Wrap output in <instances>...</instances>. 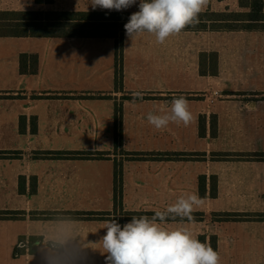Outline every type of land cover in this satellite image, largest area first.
<instances>
[{
  "label": "crops",
  "instance_id": "1",
  "mask_svg": "<svg viewBox=\"0 0 264 264\" xmlns=\"http://www.w3.org/2000/svg\"><path fill=\"white\" fill-rule=\"evenodd\" d=\"M139 2L121 11H138ZM41 10L116 11L90 0H0V12ZM210 53L216 73L200 74ZM21 55L36 56L35 73L20 72ZM136 92L143 98L134 101ZM180 95L193 116L188 126L148 123L149 112L170 111ZM0 152V212H9L0 217V264H105L106 220L151 217L194 192L197 218L163 226L214 240L219 264H264V159L254 157L264 153V28L181 30L164 44L123 32L119 48L113 38L0 35ZM29 237L41 239L36 252L14 257Z\"/></svg>",
  "mask_w": 264,
  "mask_h": 264
},
{
  "label": "clouds",
  "instance_id": "2",
  "mask_svg": "<svg viewBox=\"0 0 264 264\" xmlns=\"http://www.w3.org/2000/svg\"><path fill=\"white\" fill-rule=\"evenodd\" d=\"M137 0H90L95 9L121 11L136 4ZM208 0H140L138 11L130 15L124 25L125 34L132 39L142 32L154 34L157 44L179 34L187 25L197 21L198 14ZM142 99V93L133 94ZM148 123L156 130L166 128L170 122L188 126L193 119L189 101L183 95L171 100L170 111L163 114L149 112ZM202 198L198 193L181 195L166 210H156L151 217L132 216L121 225L116 218L104 222L105 234L101 238L102 253H107L105 264H219V254L211 247L210 238L200 242L187 228L164 227L168 218L193 220L194 206Z\"/></svg>",
  "mask_w": 264,
  "mask_h": 264
},
{
  "label": "trees",
  "instance_id": "3",
  "mask_svg": "<svg viewBox=\"0 0 264 264\" xmlns=\"http://www.w3.org/2000/svg\"><path fill=\"white\" fill-rule=\"evenodd\" d=\"M39 1V0H38ZM239 11L226 12H200L197 21L187 25L183 30H252L264 28V2L263 0H238ZM137 11H23V12H0V35L31 36V37H89V38H113L116 47L122 43V34L125 32L124 25L128 22L132 13ZM212 16L225 15L224 18H207ZM206 16V17H205ZM204 17V18H203ZM228 22V23H227ZM212 57V60L209 57ZM201 57V55H200ZM209 68L206 70L205 56L200 58V74H215V54L207 55ZM210 62L214 64L210 65ZM204 63V64H203ZM19 70L23 74H32L37 70V58L35 55H21L19 57ZM116 78H119V68L115 70ZM30 130L35 131V123L32 120ZM201 134V132H200ZM6 152H0V157ZM41 156L53 158H102L99 154L91 152H40ZM165 154V155H164ZM157 153L156 158H166L171 155ZM258 160L264 159V153L254 155ZM120 168L114 166L113 184L114 205L119 203L116 196L120 195ZM199 179V191L203 184ZM35 182H32L34 191ZM117 192V194L115 193ZM213 195V193H212ZM9 212H0V215ZM86 217H94L95 213H83ZM0 217H4V216ZM97 216V215H96ZM264 220V214L257 216ZM41 242L40 238L29 237L27 240L19 239L18 244L13 248L12 255L19 256L25 252L34 254L36 247ZM211 247L215 251L214 240H210ZM52 249L60 252L59 244L47 242Z\"/></svg>",
  "mask_w": 264,
  "mask_h": 264
},
{
  "label": "rangeland",
  "instance_id": "4",
  "mask_svg": "<svg viewBox=\"0 0 264 264\" xmlns=\"http://www.w3.org/2000/svg\"><path fill=\"white\" fill-rule=\"evenodd\" d=\"M238 3H239L238 0H208L206 7H207V9H210V7L213 6L217 10H222L224 8H227L230 11H239L240 9L238 7ZM223 16H225V15L212 16V15L208 14L207 18H215V17L224 18ZM209 59L212 60V57L210 56ZM206 60H208V58ZM208 63H209V61H208ZM212 64H214V62L213 63L210 62V65H212ZM216 97H217V95L213 96L212 103L214 102ZM226 215L227 214L220 215L221 219H223ZM192 216H193V218H197L195 214H193Z\"/></svg>",
  "mask_w": 264,
  "mask_h": 264
}]
</instances>
